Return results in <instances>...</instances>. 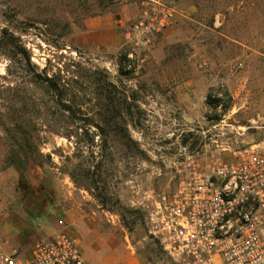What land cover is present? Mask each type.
<instances>
[{
	"label": "rangeland",
	"instance_id": "obj_1",
	"mask_svg": "<svg viewBox=\"0 0 264 264\" xmlns=\"http://www.w3.org/2000/svg\"><path fill=\"white\" fill-rule=\"evenodd\" d=\"M160 4L175 9L174 23L139 54L136 73L120 71L115 21ZM98 17L117 42L79 47ZM45 68L60 95L37 80ZM102 71L133 104L126 122L104 103ZM14 139L43 166H7ZM263 142L264 0H0V231L18 235L12 222L35 238H15L20 258L65 225L90 264H175L149 236L147 201L174 195L191 159L232 162Z\"/></svg>",
	"mask_w": 264,
	"mask_h": 264
},
{
	"label": "built area",
	"instance_id": "obj_2",
	"mask_svg": "<svg viewBox=\"0 0 264 264\" xmlns=\"http://www.w3.org/2000/svg\"><path fill=\"white\" fill-rule=\"evenodd\" d=\"M176 13L160 4L129 23L115 21L125 48L117 68L136 73L139 54L153 47ZM145 207L149 236L175 264H264V142L232 162L201 168L191 159L177 192L152 197ZM6 245L0 239V264H90L69 234L38 240L26 259L21 248Z\"/></svg>",
	"mask_w": 264,
	"mask_h": 264
},
{
	"label": "trees",
	"instance_id": "obj_3",
	"mask_svg": "<svg viewBox=\"0 0 264 264\" xmlns=\"http://www.w3.org/2000/svg\"><path fill=\"white\" fill-rule=\"evenodd\" d=\"M23 53L25 54L27 62L30 64V57L28 56V53L25 50H23ZM47 71L48 68H45L43 70V74L37 69V80L41 82H46L47 86L50 89L56 91L60 95L62 93V87H60V85L58 84L57 78L55 79V77H50L47 74ZM102 73L104 74L106 79V84L100 86V94H102L104 97V103L108 108H110V106L113 108L111 110L112 113L114 112L115 114L116 112L117 117L123 120V122H126L127 116L130 115L133 110V104L130 101V98L123 91H120L116 85L109 83L106 72L102 71ZM77 77H84V71L79 70ZM208 104L212 107L220 106L218 103H213L210 99V96L208 98ZM108 108L107 110L109 112ZM2 127L5 129L6 132L9 131L8 127L4 123L2 124ZM14 142L17 145L19 151L16 152L13 156H11L9 160H7V166L17 168L21 172V174H23L24 172L26 163L30 160H32L35 164L40 167L43 166L42 159L44 156L38 149L37 153L35 149H33L34 151H32L28 140L25 139V144L17 141L16 139H14ZM43 188L46 190L48 186L44 184ZM44 195L48 196V193L46 192Z\"/></svg>",
	"mask_w": 264,
	"mask_h": 264
},
{
	"label": "crops",
	"instance_id": "obj_4",
	"mask_svg": "<svg viewBox=\"0 0 264 264\" xmlns=\"http://www.w3.org/2000/svg\"><path fill=\"white\" fill-rule=\"evenodd\" d=\"M108 22H107V18L105 17H98V18H94V19H89L86 21V32L85 35H83L82 37H76L75 38V43L83 48V49H91L95 46L98 45H107L110 43H115L117 42L116 38L110 37L107 33L108 31ZM66 217H64L65 219ZM68 218V219H67ZM67 218L65 219L66 223L68 224V226H70V224L72 223V217H70V215H67ZM12 224L14 227H16V236L14 235H10L9 234V229L6 230V227H4L2 229V231H0V239L4 242H10L11 245H14L17 248H21L18 245H15V238H18L20 241H24V240H30L32 245L35 241L34 237H29V236H25V234L22 233L21 229H19L14 223H10ZM62 224V223H61ZM61 227L63 228H59L58 232H64L63 234H73L72 229L71 228H67L65 225H61ZM39 230L37 231L38 234ZM13 236V237H12ZM37 241H38V235H37ZM32 245L31 248L27 251L29 257H31L32 254Z\"/></svg>",
	"mask_w": 264,
	"mask_h": 264
}]
</instances>
